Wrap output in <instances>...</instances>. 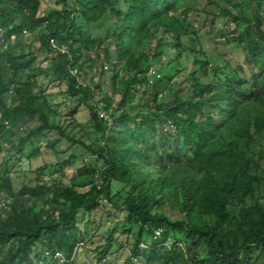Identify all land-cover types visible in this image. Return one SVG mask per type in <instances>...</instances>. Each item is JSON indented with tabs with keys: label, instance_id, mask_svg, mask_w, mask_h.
<instances>
[{
	"label": "trees",
	"instance_id": "obj_1",
	"mask_svg": "<svg viewBox=\"0 0 264 264\" xmlns=\"http://www.w3.org/2000/svg\"><path fill=\"white\" fill-rule=\"evenodd\" d=\"M54 1L60 8L40 16L42 0H0L3 40L40 30L39 52L52 57L44 70L35 66L31 51L0 54V142L32 119L39 125L28 137L49 131L64 137L50 124L49 106L36 90L35 78L51 75L65 82L69 99L89 111L103 142L92 150L102 163L101 184L93 181L89 189L78 190L72 179L69 184L23 186L14 193L1 168L0 192L7 201L0 208V264H50L56 254L62 264H69L83 236L78 212L91 213L101 201L117 208L114 197L126 214L123 230L136 229L125 264L138 259L143 264H250L255 252L264 257V178L256 174L261 158L253 154L264 133V0L234 4L240 9L237 15L231 6L220 11L234 25L243 26L236 36L223 38L235 47L232 60H213L212 49H204L205 38L187 23L189 0ZM92 29L101 32L96 46ZM101 43L111 92L98 101L103 115L98 102L92 103L99 86L79 84L77 76L90 60L89 48L99 50ZM168 47L176 60L182 50L193 57L183 81L184 96L177 92L167 102H157L165 82L156 80L158 74L151 82L146 76L153 61L169 54ZM140 86L144 91L152 87L147 113L139 110ZM132 110L134 116L129 114ZM157 131L162 138L159 149L152 141ZM165 139L174 142V150L164 147ZM58 143L54 140L49 146ZM113 188L119 189L112 194ZM161 193L175 196L180 218L171 220L164 213ZM166 237L172 244L160 242ZM200 246L207 251L206 260L188 261L189 249Z\"/></svg>",
	"mask_w": 264,
	"mask_h": 264
},
{
	"label": "rangeland",
	"instance_id": "obj_2",
	"mask_svg": "<svg viewBox=\"0 0 264 264\" xmlns=\"http://www.w3.org/2000/svg\"><path fill=\"white\" fill-rule=\"evenodd\" d=\"M214 1L216 3H212L210 0H189L187 23L192 30L197 32V35L205 38L201 41L202 46L205 50L212 49L211 58L213 60L216 58L232 60L234 56L231 52L235 47H233V44L228 45L223 38L230 37V35L236 36L243 30V26L234 25L221 15L220 11L227 6H231L234 8L236 15L240 14V9L233 5L243 0H232V4H228L224 0ZM59 8L54 0H42L39 14L42 16L53 9ZM250 11L253 12L252 9ZM245 12H247L246 8L243 9V13ZM261 16L264 29V3ZM100 33L92 29L91 38L97 40L94 46L97 45L100 39L98 38ZM39 36L40 30H36L33 34L26 32L21 36L3 40L0 33V54L10 50L31 51L36 58L35 66H40V68L46 70L51 65L52 57L49 54L39 52ZM153 43H150V45ZM184 44H189V42L184 39ZM146 46L147 44L143 49ZM169 48L167 49L169 54L165 58H161L157 62L153 61V65L146 76V80L151 82L154 79L153 76L158 74L156 80L163 79L165 82L163 86L159 87L160 93L157 96V102H167L170 96L177 92L180 96H184L183 81L186 79L189 71L187 68L190 67L193 57L191 53L182 50L179 59L176 60L175 53ZM102 51V43L99 45V50L89 48L87 56L90 60L86 63L83 74L77 75L79 84L90 85L93 88L99 86L101 92L98 89L94 90L92 103L100 102L101 96L105 95L106 92H110V73L104 67ZM44 62H47V64L44 65ZM35 82L36 90L49 106L50 124L59 127L64 137H60L57 131H49L38 136L28 137V134L39 125L36 119L29 120L13 131V135L8 140L0 142V172L1 168L6 169L14 193H17L23 186L33 187L36 184L52 186L53 183L56 184L59 181L69 184L72 179H76V189L78 190L89 189L90 183L93 181L100 186L102 163L97 160L99 153L94 154L92 150H97L103 145V142L100 141L99 135L95 133L87 107L69 99L66 95L65 82H57L51 75L37 76ZM142 87L137 88V101L139 99L140 112L147 113L152 87L148 86L145 91ZM143 92H145V96L140 99V94ZM10 97L11 93L5 97L7 103ZM99 102L96 108L103 115L102 105ZM129 114L134 116L135 111H129ZM114 126H117V124ZM160 134L161 132L157 131L155 137L152 138V141L157 145V149L160 148V142L162 141ZM66 138H71L76 143H70ZM54 140H59V143L54 147L49 146ZM164 141V147L167 150H174V142L171 139H165ZM35 151H37L36 155H34ZM253 154L255 159L261 158L260 170L256 174L259 178H264V133L257 144L254 145ZM151 157L154 158L155 153H152ZM118 189L113 188L112 194ZM255 195L258 197L257 192ZM160 197L161 208L171 220L182 216L181 207L172 193H161ZM6 201V194L3 191L0 192V208ZM112 203L117 208L101 201L98 208L91 213L78 212L76 221L79 229L83 232V236L78 240L79 243L74 249L69 264H125L126 260L130 258L135 242L136 229L123 230L126 214L120 208L121 200L114 197ZM248 203L252 204L250 200H248ZM25 204L27 205L28 202H25ZM38 208L39 205L35 207L36 210ZM231 230L235 231V227H231ZM178 239L181 240V243L187 242L183 237H178ZM145 242L150 243L148 239ZM160 242L170 245L173 239L166 237ZM100 252L103 254L101 259L99 257L101 256ZM206 257L207 251L203 246L190 248L187 254L188 261L193 258L198 261L206 260ZM62 263L61 258L55 257L50 264ZM136 264H143V261L138 259ZM250 264H264V257L255 252L251 255Z\"/></svg>",
	"mask_w": 264,
	"mask_h": 264
},
{
	"label": "built area",
	"instance_id": "obj_3",
	"mask_svg": "<svg viewBox=\"0 0 264 264\" xmlns=\"http://www.w3.org/2000/svg\"><path fill=\"white\" fill-rule=\"evenodd\" d=\"M51 44H52V42H51ZM53 46H54V45H53ZM43 64H44V65H46V64H47V62H44ZM149 71H150V70H149ZM5 125H6V123H5ZM6 127H8V126H6ZM55 257H57V258L59 257V258H60V255H59V254H56V256H55Z\"/></svg>",
	"mask_w": 264,
	"mask_h": 264
}]
</instances>
